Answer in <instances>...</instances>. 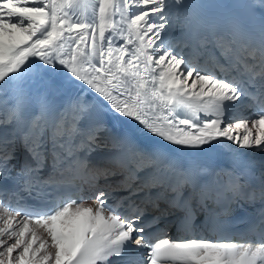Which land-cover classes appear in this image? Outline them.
I'll list each match as a JSON object with an SVG mask.
<instances>
[{
	"label": "snow or ice",
	"instance_id": "1",
	"mask_svg": "<svg viewBox=\"0 0 264 264\" xmlns=\"http://www.w3.org/2000/svg\"><path fill=\"white\" fill-rule=\"evenodd\" d=\"M0 264H264V0H0Z\"/></svg>",
	"mask_w": 264,
	"mask_h": 264
}]
</instances>
